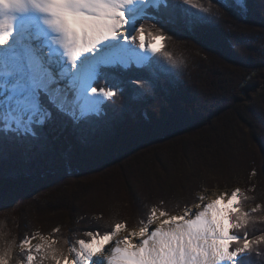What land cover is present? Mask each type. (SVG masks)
Instances as JSON below:
<instances>
[{
    "label": "trees",
    "instance_id": "16d2710c",
    "mask_svg": "<svg viewBox=\"0 0 264 264\" xmlns=\"http://www.w3.org/2000/svg\"><path fill=\"white\" fill-rule=\"evenodd\" d=\"M147 12L148 17L136 22L135 35L159 36L162 48L141 68L124 69L119 64L100 68L94 85L104 76L112 84V95L97 115L75 122L44 94L40 102L49 120L32 125L31 133L0 128V209L8 206L0 228V236L8 239L7 243L0 239V264L24 263L27 253L16 246L35 233L55 240L66 228L67 235L77 233V241L84 240L85 233H110L112 228L90 225L101 209L82 207L110 192L113 178L115 186L128 190L130 178L139 182L143 173L154 172V163L158 164L154 150L153 156L143 152L130 157L137 150L160 145L165 152L173 151L175 143L182 150L199 146L219 158L224 136L231 138L244 119H253L246 97L264 82V0H161ZM170 34L195 55L197 76L192 84L163 63L176 57L170 58ZM166 54L168 58H161ZM157 64L161 77L151 73ZM143 82L151 90L145 95ZM94 88L105 90L103 85ZM183 138L195 143L186 146ZM83 174L87 178L78 179ZM163 210L175 213L182 208ZM23 212L45 229L8 238L11 228H24ZM146 214L134 217L135 222L145 220ZM126 220L128 228H135ZM250 228L251 222L234 235L239 240L246 234L251 238ZM238 243H233L234 249ZM239 259L234 264H261L255 252Z\"/></svg>",
    "mask_w": 264,
    "mask_h": 264
},
{
    "label": "rangeland",
    "instance_id": "374dc122",
    "mask_svg": "<svg viewBox=\"0 0 264 264\" xmlns=\"http://www.w3.org/2000/svg\"><path fill=\"white\" fill-rule=\"evenodd\" d=\"M117 1L115 6L114 4L107 6V16H100L98 12L95 14L91 9L83 12L84 17H90L91 21L89 27L85 30L84 42L86 45L84 47L86 48L83 49L85 51L89 49L92 52L94 47H105L102 52L104 54L110 52L112 47L103 46V43L112 35L125 36L124 33L119 34L121 27L125 24L128 25V22H131L132 19H134V27L130 34V40H127L129 38L127 36L123 37L125 45H128L129 49L134 51L140 49L142 44L145 46V51L149 50L151 46H156V49L148 58L142 61L141 65H137L133 58L129 61L122 59L123 63L99 65L93 85L98 79L101 67L119 64L124 69L131 65L141 68L146 66L154 56L158 55L162 48V39L159 36L155 37L151 34L145 37L144 35L139 36V33L135 35L137 31L136 22L148 14L147 10L150 6L157 5L161 0H146L142 7L130 12H125L126 8L123 1ZM138 2L142 3L143 0H138ZM118 13L124 15L123 20H117ZM200 20L198 18V21ZM26 30L24 34L27 39L22 47L24 50L22 55L24 69L19 68V65L16 66L17 64L13 63L14 59L9 57L12 59L10 72L2 73L4 69L1 66L8 67L3 55L11 43L6 46L0 45V128L31 133L32 125H39L41 122L49 120L50 115L40 102V98L44 94L47 95L50 103L60 111H64L75 122L84 120L90 115H97L102 103L112 95L110 91L112 84L108 79H104V76H101L94 87L97 88L103 85L105 90L95 89L92 85L94 92L104 94V100L98 108L74 118L67 111L69 109L67 106L70 103L66 102L64 106L56 100L63 92L75 91L73 82H70L72 75L78 74L81 67L91 61L92 57L90 56L92 54L90 55L88 51L85 55L88 58L80 59L76 57L75 60L79 61L78 68L74 72L67 70L63 64L67 65L69 63V57L64 51L61 57L56 60L55 56L51 57L47 44L40 46V44H44L47 38L41 37L39 39L38 36L34 35L33 26H29ZM161 30H164V27H161ZM182 44V40L175 41L174 36L170 34L168 46L170 58L176 57L171 59L170 62L163 63L170 70H176L178 76H183L182 78L185 81L192 84L197 76V62L195 55L190 50L183 48ZM161 58H168V54L161 56ZM175 59H177L176 63H174ZM151 73L153 77H161L158 64ZM1 80L9 82L3 84ZM182 80L179 79V81ZM51 82L56 84L57 89L48 88ZM140 86L144 95L146 92L151 91L144 82ZM10 89L16 92V95L12 93L13 91L9 93ZM133 100L137 101V98ZM246 105L253 119H244L245 122H241L233 129L231 138H226L223 135V141L219 144V158H214L213 154L204 151V148L199 146H195L190 151L180 149L183 147L175 143L173 151L165 152V150L159 148L160 145L154 146V149L137 150L130 157H141L143 152L148 157L153 156L151 152L154 150V158L158 157V164L155 165L154 163V172L143 173V179L139 182L130 178L128 190L120 188L121 186H115L113 178L110 180L112 181L110 192L82 207L85 211H90V208L101 209L102 214L98 218H90V225L93 228L97 226L100 229L112 228L108 231L110 233H85L81 236L84 237V240L78 241L75 239L77 233L75 234L73 231L70 235H67L66 228L61 234H55V240L44 236V233H35L31 238L16 246L18 251L27 253L24 256L25 262L21 264H48L56 258L54 264H76L86 258L84 253L88 249H95V254L103 255L106 264H117L116 261L121 263V258H118L115 262L112 258H105L104 254L111 249L105 247L107 244L109 247H114V244L125 246V248L128 246L132 252L140 255L145 260H149L151 263H148L150 264L162 260L168 262V264H210L212 261L219 264H234L240 260L239 258L246 257L249 253L254 255V252L260 259L261 264H264V153L260 148L262 145L264 149V82L259 90L251 92L246 97ZM182 142L186 146H192L195 140L193 138H183ZM124 168L131 167L126 165ZM129 172L132 173L131 170ZM57 173L60 174L62 171H57ZM86 175L83 174L78 179L83 180L87 178ZM213 193H225L224 197L228 196L230 204L225 206L220 203H209L202 199V195ZM153 204L154 207L151 206ZM161 205L166 206L162 207ZM7 208L8 206L4 207L3 205L0 209V228H4L2 221H4ZM181 208L182 210H180ZM163 209L180 211L170 213ZM147 211H149L148 214H146ZM158 213L160 214V224L165 227L164 232H160L157 228L159 222L156 217ZM145 214V220L135 222L134 217H140V215L143 217ZM25 215L26 213L23 212L20 216V225H23L24 228H11L13 233L9 232L8 238L13 239L15 236L17 238V233L29 232L36 228L39 231L45 229L39 228L40 225L36 227L35 220V224L33 222L34 218L30 219L29 216L28 219ZM163 217L171 219L167 220ZM196 217H203L208 223H211V220L213 223L217 222L218 219L225 220L227 222L226 228H228L225 238H222L223 235L220 230L199 234L190 232L183 227L184 224L194 218L196 219ZM87 219L88 217H85V220ZM125 219H127L126 221L130 226L135 225V228H128L123 222ZM249 222L253 227L250 228L252 231L251 238L246 234L242 240H239L234 235L236 234L235 231L241 232L243 225H247ZM43 225L47 226V223ZM105 238H109L108 242L113 241V243H105ZM130 238H132V242H129ZM1 240L4 243L8 241L4 236ZM234 242H239L235 247L238 249H234ZM130 243H134L135 246H130ZM9 247L12 246L7 247V253ZM17 259L15 258V261ZM97 261L98 259L90 258L88 264H98Z\"/></svg>",
    "mask_w": 264,
    "mask_h": 264
},
{
    "label": "bare ground",
    "instance_id": "6f19581e",
    "mask_svg": "<svg viewBox=\"0 0 264 264\" xmlns=\"http://www.w3.org/2000/svg\"><path fill=\"white\" fill-rule=\"evenodd\" d=\"M116 1L117 0H0V45L6 46L11 43L3 55V58H5V61L8 63V67L6 68L5 65L1 66L2 69H4L2 73L10 72L12 59L9 57L14 59L13 63H15V65L17 64L16 66L19 65V68L24 69V64L22 62L24 50L22 47L24 45V41L27 39L24 33L27 31L26 29L29 26H33V34L38 36L39 39L41 37L47 38V40L44 41V44H40V46H45V44H47L51 57L55 56L57 60L61 57V54H63L64 51V53L69 57H67L69 63H67V65L63 64V66H65V69L74 72L79 66V61L75 60L76 57H79L80 59L88 58L85 55H87L86 53L89 49L88 51H85L83 48H86L84 47V45H86L84 42L86 33L85 30L89 27V23L91 21L90 17H84L83 12L91 9L95 14L98 12L100 16H105L107 14L106 11L108 10L107 6L113 4L115 6ZM121 1L124 2L126 8L125 12L136 10L142 7V5L146 2V0H143L142 3H139L138 0ZM123 17L124 15L120 13L117 20H123ZM133 20L134 19H132L131 22H128V25L125 24L122 27L120 26L122 29L119 34L122 35L124 33L125 36L117 37L118 35H112L103 43V46L107 45V47H112L110 52L104 54L102 51L105 47H94L95 49L92 47V52L89 51V54H92L91 56L89 55L92 57L91 61L81 67L78 74L72 75L70 82H73L75 91L69 93L63 92L57 97L56 100H58L61 104H64V106L66 102L70 103V105L67 106L69 107L67 111L74 118H78L80 115L87 113L94 108H98L104 100V94L94 92L92 89L93 81L97 75L99 65L123 63L121 61L122 59L129 61V59L132 58L137 65H141L142 61L145 58H148L155 51L156 46H151L149 50L145 51V46L142 44L140 49L134 51L130 50L128 45H125V39L123 37L127 36L129 37L127 40H130V34L134 27ZM18 31L20 33H17ZM7 78L9 79V77ZM1 82L6 84V82L9 81L1 80ZM48 88L53 90L57 89L56 84L53 82L49 84ZM12 91L13 90L10 89L8 92L11 93ZM12 93L16 95V92L13 91ZM224 196L225 193H213L210 195H202V199L208 201L209 203H220L228 206L230 204L228 196ZM158 214L156 217V220L159 222L157 228H159L160 232H164L163 230H165V227L160 224V214ZM163 218L167 220L171 219L168 217ZM183 227L190 232L199 234H207L220 230L223 235L222 238H225L228 229L226 228L227 222L225 220L218 219L215 223L211 220V223H208L203 217H196V219L194 218L192 221L184 224ZM108 241L109 238H105V243H113V241ZM129 242H132V238L129 239ZM130 246H135V244L130 243ZM105 247L107 249L111 248L109 250L106 249V254H104L105 258H112L114 262L118 258H121V263L116 261L117 264L151 263L149 260H145L140 255L132 252L128 246L125 248V246L123 247L122 245L114 244V247H109L107 244ZM94 250L95 249L86 250L84 253V257L86 258L78 261L76 264H88V260L90 258L94 260L98 259V264H106L105 259H103V255L99 256L95 254ZM154 264H168V262L162 260L161 262L155 261ZM210 264L219 263L212 261Z\"/></svg>",
    "mask_w": 264,
    "mask_h": 264
}]
</instances>
